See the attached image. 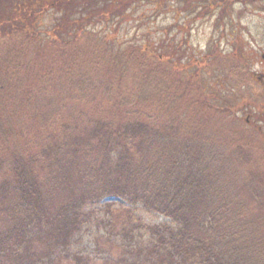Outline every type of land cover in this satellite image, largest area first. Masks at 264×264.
<instances>
[{
  "label": "trees",
  "instance_id": "1",
  "mask_svg": "<svg viewBox=\"0 0 264 264\" xmlns=\"http://www.w3.org/2000/svg\"><path fill=\"white\" fill-rule=\"evenodd\" d=\"M142 1L173 19L125 40ZM260 6L0 0V264H264V92L238 119L226 79L254 80L239 38L183 49L194 21L220 43ZM87 223L102 233L85 245ZM100 239L121 253L97 257Z\"/></svg>",
  "mask_w": 264,
  "mask_h": 264
},
{
  "label": "rangeland",
  "instance_id": "2",
  "mask_svg": "<svg viewBox=\"0 0 264 264\" xmlns=\"http://www.w3.org/2000/svg\"><path fill=\"white\" fill-rule=\"evenodd\" d=\"M151 5H147L146 2L142 1L139 4L134 6L130 17L127 16L126 19L129 21H125L121 24V31L118 32L120 36L127 40L133 39L139 40L140 36H143L147 33V30H155L159 29L160 26H166L169 22L172 21V12H166L160 14L158 17L153 18L155 13L149 9ZM174 12V11H173ZM145 14V15H144ZM238 15V8L233 10V15ZM144 15V16H143ZM49 21L51 19V16ZM148 16V17H147ZM182 20V19H181ZM156 26V27H155ZM212 27L211 21H203V20H196L193 22L192 28L189 31V39L188 43L183 46V49L186 50L187 54L192 55L193 58H201L200 56L206 54L210 50L213 49H220L224 52H232L233 47H235V40L239 38L238 41L239 47L242 48L244 54H246L247 58L249 59L246 69L248 72H251L254 80L245 81L243 86L240 87L239 91L236 90L237 87V80L234 78H227L226 80V87L227 91L230 92L235 96V101L233 105H242V110H237V118L242 120L245 116H248L257 111V106H254L252 103L249 104V99L254 100V103H257V99L255 98L256 94H262L264 92V81L257 80L259 75L264 74V60L261 62L260 55L264 54V8L260 6V8H249L248 14L244 15L241 19V27L233 33L229 35V37H223V40L217 41V35ZM227 34V32H226ZM229 34V33H228ZM145 36V35H144ZM150 36V35H148ZM218 59L211 58V65H209V70L212 73V70L218 68L216 65L218 64ZM250 63V64H249ZM191 70V69H190ZM186 71V73H182L183 79L191 78V71ZM190 72V73H189ZM203 80L207 79L210 83L214 84L217 83L216 80L209 75H204ZM262 77V76H261ZM212 80H208L211 79ZM257 82V83H256ZM217 84H215L216 86ZM236 86L234 89H231V86ZM240 95L245 97V99L240 98ZM261 103V102H258ZM80 107V106H79ZM78 107V108H79ZM255 125V122H253ZM262 133L264 134V127L262 128ZM109 201H114V206L118 205L119 199H108ZM143 220L147 223H158L163 221L164 219L160 216H156L153 214H147L144 212H138ZM87 229L82 230L81 232L82 238L85 241V245L88 243H92L93 239H97V235L102 233V229L98 226L94 227L87 223L85 224ZM83 233V234H82ZM99 247L97 248L98 253L97 257L105 256L106 258H111L113 256H118L121 251L118 247L111 244L109 241H105L104 239L99 240ZM98 260V259H95ZM103 261V260H102ZM102 261H96L95 264H101ZM62 264H73L66 260ZM107 264V263H106Z\"/></svg>",
  "mask_w": 264,
  "mask_h": 264
},
{
  "label": "flooded vegetation",
  "instance_id": "3",
  "mask_svg": "<svg viewBox=\"0 0 264 264\" xmlns=\"http://www.w3.org/2000/svg\"><path fill=\"white\" fill-rule=\"evenodd\" d=\"M260 57L264 60V54H263V53L260 55ZM261 76H262V77H261ZM257 79H259L260 81H264V74L259 75V76L257 77Z\"/></svg>",
  "mask_w": 264,
  "mask_h": 264
}]
</instances>
